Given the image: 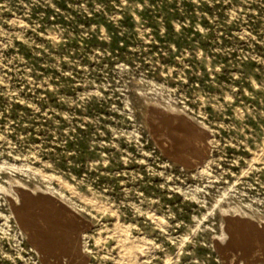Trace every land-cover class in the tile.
<instances>
[{
    "label": "rangeland",
    "instance_id": "obj_1",
    "mask_svg": "<svg viewBox=\"0 0 264 264\" xmlns=\"http://www.w3.org/2000/svg\"><path fill=\"white\" fill-rule=\"evenodd\" d=\"M0 264H264V0H0Z\"/></svg>",
    "mask_w": 264,
    "mask_h": 264
},
{
    "label": "bare ground",
    "instance_id": "obj_2",
    "mask_svg": "<svg viewBox=\"0 0 264 264\" xmlns=\"http://www.w3.org/2000/svg\"><path fill=\"white\" fill-rule=\"evenodd\" d=\"M180 118H181V115L176 113V112H169L168 113V112L161 111L159 109H155L153 111V120L158 122L157 125L160 126L159 128H161L163 130V134L168 136V137H170L171 133L174 132L175 127H178V123L177 122L179 121ZM171 139H172V142L170 143V146L173 148V147H175V144L177 143V141L174 140L173 137ZM159 218L160 217H158V219ZM133 252H134V250H133ZM131 253L129 254V256L131 255ZM131 259H132V257L130 258V260ZM136 261H137V259H136Z\"/></svg>",
    "mask_w": 264,
    "mask_h": 264
}]
</instances>
